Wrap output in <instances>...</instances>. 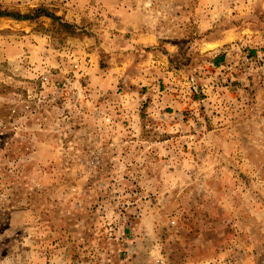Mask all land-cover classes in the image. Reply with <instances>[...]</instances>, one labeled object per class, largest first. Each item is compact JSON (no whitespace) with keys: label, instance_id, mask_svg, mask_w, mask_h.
Returning <instances> with one entry per match:
<instances>
[{"label":"rangeland","instance_id":"1","mask_svg":"<svg viewBox=\"0 0 264 264\" xmlns=\"http://www.w3.org/2000/svg\"><path fill=\"white\" fill-rule=\"evenodd\" d=\"M38 8L0 17V264H264V0H0Z\"/></svg>","mask_w":264,"mask_h":264},{"label":"trees","instance_id":"2","mask_svg":"<svg viewBox=\"0 0 264 264\" xmlns=\"http://www.w3.org/2000/svg\"><path fill=\"white\" fill-rule=\"evenodd\" d=\"M42 15L49 16L53 18L54 21L60 19V17L48 12L45 8H38L35 10V14H22L20 12H12L10 10L0 9V17L11 16L18 20L34 19Z\"/></svg>","mask_w":264,"mask_h":264},{"label":"crops","instance_id":"3","mask_svg":"<svg viewBox=\"0 0 264 264\" xmlns=\"http://www.w3.org/2000/svg\"><path fill=\"white\" fill-rule=\"evenodd\" d=\"M230 54L231 52H229V54H226V50H224L223 54H215V59L213 61L215 68L219 70L221 67H225V63H227L226 60H228V56Z\"/></svg>","mask_w":264,"mask_h":264},{"label":"built area","instance_id":"4","mask_svg":"<svg viewBox=\"0 0 264 264\" xmlns=\"http://www.w3.org/2000/svg\"><path fill=\"white\" fill-rule=\"evenodd\" d=\"M246 61H247V63L249 64V62H250V59H249V58H247V59H246ZM246 70L248 71V70H250V68H247Z\"/></svg>","mask_w":264,"mask_h":264}]
</instances>
